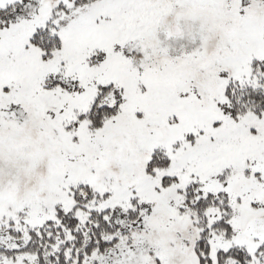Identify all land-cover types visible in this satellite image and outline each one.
<instances>
[{
    "label": "snow or ice",
    "instance_id": "obj_1",
    "mask_svg": "<svg viewBox=\"0 0 264 264\" xmlns=\"http://www.w3.org/2000/svg\"><path fill=\"white\" fill-rule=\"evenodd\" d=\"M0 264H264V0H0Z\"/></svg>",
    "mask_w": 264,
    "mask_h": 264
}]
</instances>
